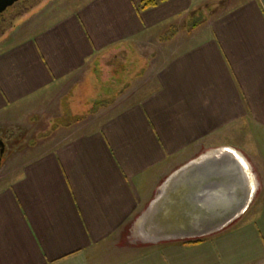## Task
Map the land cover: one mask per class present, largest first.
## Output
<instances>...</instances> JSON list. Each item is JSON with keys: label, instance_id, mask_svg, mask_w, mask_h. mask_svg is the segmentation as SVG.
<instances>
[{"label": "crops", "instance_id": "1", "mask_svg": "<svg viewBox=\"0 0 264 264\" xmlns=\"http://www.w3.org/2000/svg\"><path fill=\"white\" fill-rule=\"evenodd\" d=\"M142 1L83 0L2 44L0 128L59 88L79 85L94 64L123 57L133 64V55L142 57L136 44H155L202 0L148 8ZM185 38L156 68L154 90L86 131L64 138L59 127L53 136L61 140L38 147L13 179H0V264H264V196L255 218L197 244L156 240L149 228L152 203L171 194L172 173L204 153L234 148L218 143L234 129H247L246 139L250 125L264 135V0L237 2ZM131 222L148 242L121 258Z\"/></svg>", "mask_w": 264, "mask_h": 264}, {"label": "rangeland", "instance_id": "2", "mask_svg": "<svg viewBox=\"0 0 264 264\" xmlns=\"http://www.w3.org/2000/svg\"><path fill=\"white\" fill-rule=\"evenodd\" d=\"M81 1L83 0H35L32 6H27V9L15 16L11 24L0 32V46L14 39L30 24L48 22L75 7ZM240 1L242 0H202L198 6L183 14L175 24L176 26L169 29L165 35H161L155 44H148L145 41L136 44L138 53L142 57L135 60L136 57L133 55V64L130 57L113 60V63L109 61L106 65L94 64L87 69L85 78L79 85L71 89H68V86L63 89L59 88L46 100L42 99L38 105L33 106V112L28 110L20 122L2 128L15 131L18 139L16 143L10 145V151L7 152L4 163L2 162L0 179H13L19 173L22 164L38 153V147L45 149L61 140L60 136H53L54 131L59 127L63 129L62 132L64 131L62 135L64 138L86 131L111 111L154 90L157 86L156 68L164 63L171 49H182L187 45L185 34H189L198 26L219 16ZM193 23H197V26L192 27ZM170 33H172L171 37L180 35L182 38L176 40L175 47L172 45L167 48V45L163 43L171 38ZM162 51L165 54L163 58L148 60V56L156 57L158 54L161 56ZM98 101H102L101 106L92 111L95 102ZM249 127L252 128L249 139L245 136L247 129L237 128L226 134L227 138L224 136V140L220 138L218 141V143H235L234 148L240 150L250 162L254 181L257 184L248 211L231 225L255 218L260 200L264 196V135L260 133L263 132L262 129H256L252 125ZM205 146L203 145L204 150L207 147ZM134 222L129 224L128 229L120 238L121 247L116 253L122 256L121 258H127L140 252L143 250L142 245L148 242L142 234L138 233Z\"/></svg>", "mask_w": 264, "mask_h": 264}, {"label": "water", "instance_id": "3", "mask_svg": "<svg viewBox=\"0 0 264 264\" xmlns=\"http://www.w3.org/2000/svg\"><path fill=\"white\" fill-rule=\"evenodd\" d=\"M18 1L0 0V14ZM0 145L1 168L5 145ZM246 164L247 168L225 147L204 153L172 173L165 183L170 186L169 198L161 192L148 215L155 239L201 238L231 225L248 209L256 191Z\"/></svg>", "mask_w": 264, "mask_h": 264}, {"label": "flooded vegetation", "instance_id": "4", "mask_svg": "<svg viewBox=\"0 0 264 264\" xmlns=\"http://www.w3.org/2000/svg\"><path fill=\"white\" fill-rule=\"evenodd\" d=\"M35 0H19L14 5L9 7L4 13L0 14V32H3L4 29L11 24L13 18L19 14L25 9H27V6H32ZM18 139V135L15 131L10 130H3L0 128V143L2 142L4 147L3 152V163L5 161V156L7 155V152L10 151L11 144L16 143ZM1 150V145H0Z\"/></svg>", "mask_w": 264, "mask_h": 264}, {"label": "trees", "instance_id": "5", "mask_svg": "<svg viewBox=\"0 0 264 264\" xmlns=\"http://www.w3.org/2000/svg\"><path fill=\"white\" fill-rule=\"evenodd\" d=\"M160 0H143L141 2V7L142 8H148V7H152V6H155ZM192 27H196L197 26V23H193L191 25ZM172 33L169 34V37L171 36ZM98 105H101L100 103ZM96 105V107L98 106ZM95 109V107L93 108V110ZM92 110V111H93ZM203 239V237L201 238H193V239H185V240H182L181 243L182 244H197L199 242H201Z\"/></svg>", "mask_w": 264, "mask_h": 264}, {"label": "bare ground", "instance_id": "6", "mask_svg": "<svg viewBox=\"0 0 264 264\" xmlns=\"http://www.w3.org/2000/svg\"><path fill=\"white\" fill-rule=\"evenodd\" d=\"M230 150H232L236 155H237V157L240 159V161L244 164V166L247 168V164H246V162H245V160H244V158L241 156V155H239L238 153H237V151H235V149L234 148H229ZM251 176H252V173H251ZM254 176V175H253ZM255 188H256V184H252V191H254L255 190Z\"/></svg>", "mask_w": 264, "mask_h": 264}]
</instances>
